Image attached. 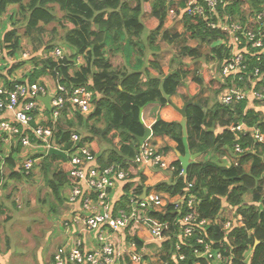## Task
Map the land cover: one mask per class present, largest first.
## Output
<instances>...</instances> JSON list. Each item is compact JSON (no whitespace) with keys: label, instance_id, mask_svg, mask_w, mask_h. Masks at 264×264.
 I'll list each match as a JSON object with an SVG mask.
<instances>
[{"label":"trees","instance_id":"1","mask_svg":"<svg viewBox=\"0 0 264 264\" xmlns=\"http://www.w3.org/2000/svg\"><path fill=\"white\" fill-rule=\"evenodd\" d=\"M221 1L226 4L218 8L220 15L227 14L243 26L264 29V19L255 21L256 15L264 11V0ZM184 3L185 0H0V16L5 14L10 6H17L18 13L27 15L26 27L37 31L45 50L50 53L55 47L46 46L53 38L47 36L39 24L47 25L55 21L53 5H58L59 9L65 12L63 19L68 23V27L64 41L76 52L75 56L85 55V65L70 75L74 55L58 62L47 57L39 63L40 66L33 61L34 69L29 73L28 80L21 82L33 83L39 77L49 75L67 90L86 86L94 92L93 112L88 116L77 114L78 124L75 127L70 124L66 129L58 125L56 136L64 142L65 150L70 146L68 138L72 128L77 134L84 131L93 134L95 131L94 134L108 142L113 150L106 157L98 158L99 165L106 167L118 164L129 172L127 181L121 183L123 193L120 199L116 200L115 209L124 208L129 193H140L145 187L146 178L140 172V165L133 162L140 147L138 139L144 136L145 131L140 112L153 104L160 107L169 105L173 108L169 97L181 86L187 87L191 97L202 89L209 90L214 98V105L210 109L200 104H192L186 110L189 151L199 156L210 152L221 153L224 149L233 150V144L237 141L243 150L238 156V164L227 167L211 159L200 160L192 164L184 176L179 177L183 171L179 159L175 157L168 161L166 153L169 148L163 147L158 151L165 156L169 165L174 167V172L170 173V181L158 182L154 188L174 198L179 197L188 184H192L190 192L200 201L198 211L201 217L216 218V227L209 226L202 236L196 232L187 239L180 250L184 259L178 260L173 249L176 240L173 236L176 231L174 223L179 218L176 203H167L162 211L151 210L149 216L166 226L169 239L161 246V249L167 252L164 257L165 264H212L210 260L197 259L193 254V249L197 246L196 240L200 236L211 242L213 248L220 249L224 258L230 260V264H247L245 254L249 251L252 255L248 264H264V144L256 143L252 138L253 128L264 134V121L246 101L233 106L220 105L217 95L221 93L223 85L211 78L207 71L190 77L195 60L218 62L227 54L223 44L213 46L227 37L219 31L205 28L200 17L186 15L181 16L180 31L171 34L164 28L165 24L174 20L179 11L174 16L169 14V9L174 6L182 9ZM145 13H149L151 18L143 23L141 17ZM146 29L150 30L147 43L151 53L147 58L148 69L144 73L150 75L151 70L156 75L143 81L139 72L126 73L117 69V64L104 57V48L109 36L116 40L121 32L129 38H136V42L133 41L136 44ZM2 39L5 45L8 44L4 47L10 50L8 54L13 55L18 51L20 39L15 30H7L2 34ZM157 40L162 44L163 51L172 47L171 52L167 51L171 60L164 66L155 59L161 51ZM203 43L208 47V54L205 55L199 47ZM259 57L260 61H256V57L252 58L249 67L259 66L263 73L264 55ZM174 61H177L178 65L172 69ZM93 67L97 69L95 72ZM5 83L10 88L9 80L5 79ZM100 116L105 119L104 129L94 130L95 127L88 124V121ZM241 124L246 127V131H235ZM229 126L234 130H229ZM218 128L220 131L217 132ZM151 132L153 136H166L171 139L176 143L178 153L184 155L182 131L178 121L167 122L158 117L151 127ZM83 141L88 144L94 142L90 137H85ZM92 152L95 154L93 150ZM44 158L49 164L57 161L67 163L58 155L46 154ZM248 162L251 163L250 169L245 172L243 165ZM14 164L9 157L1 167V172L9 180L22 178V174L14 169ZM66 173L64 169L59 170L46 181L56 200H59L61 187L68 181ZM235 213L242 216L243 226H235L227 233L220 231V226L225 221L232 220ZM2 214L4 208L0 205V215ZM256 241L259 244L254 249Z\"/></svg>","mask_w":264,"mask_h":264},{"label":"built area","instance_id":"2","mask_svg":"<svg viewBox=\"0 0 264 264\" xmlns=\"http://www.w3.org/2000/svg\"><path fill=\"white\" fill-rule=\"evenodd\" d=\"M225 4L221 0H185L182 9L171 7L169 14L176 16L179 11L177 15L180 18L182 15L200 17L205 28L219 31L227 37L219 42L226 47L227 54L220 61L212 62L216 65L218 81L223 85L221 93L217 95L220 105L233 106L246 101L247 104L264 107V72H261L259 66L249 67L252 58L256 57V61H260L259 56L264 55V29L243 26L227 14L220 15L218 8ZM263 19L264 11L256 15L255 21ZM2 34L0 33V59L6 49ZM48 56L55 62L67 57L61 48H54ZM23 57L26 58L27 55L24 54ZM81 61L83 63L84 58L78 55L73 62L74 65L78 63L82 66ZM54 82L52 93L37 82L13 80L10 88L3 81L0 83V116L12 115L0 120V135H5L8 139L18 138L22 147H40L46 152L53 148L66 155V201L72 211L69 222H63L64 239L55 248L51 264H126L125 251L117 244L115 235L125 229L132 230L133 226H144L153 241H166V226L151 218L149 212L162 211L160 209L168 201L157 193L145 194L143 197L141 193L131 192L124 208L115 209L116 202L110 199V193L127 181L129 172L118 164L101 167L91 146L76 132L69 134L70 146L67 150L64 149V142L56 136L63 113L67 111L70 117L75 114H90L94 110L95 94L86 86L67 90L58 80ZM48 95L49 117L44 123H35L36 115L43 105L38 99ZM230 130L234 129L231 127ZM235 131L245 132L246 127L238 125ZM252 138L256 143L264 144V134L257 128L252 129ZM233 153L237 156L243 153L237 141L233 144ZM133 162L140 166L174 172V167L169 165L165 156L149 142L140 145ZM32 167L33 161H26L22 164L21 171L28 173ZM181 176H184L183 171L179 174ZM191 188L192 184H188L179 196L180 201L175 204L179 218L174 223L176 231L173 236L176 240L173 249L178 260L184 259L180 250L187 239L196 232L202 236L209 226L216 227L217 223L216 218L201 217L198 211L200 201L190 192ZM235 226H243V218L239 213H235L232 220L225 221L220 226V231L227 233ZM87 233L94 235L95 245L92 247H87L84 241ZM201 236L196 240L197 246L201 247L193 249L194 256L210 260L212 264H229L230 260L224 258L221 250L213 248V244ZM127 246L130 248V263L143 264L144 258L146 263H150L151 260L144 252L136 251L141 247L131 237Z\"/></svg>","mask_w":264,"mask_h":264},{"label":"crops","instance_id":"3","mask_svg":"<svg viewBox=\"0 0 264 264\" xmlns=\"http://www.w3.org/2000/svg\"><path fill=\"white\" fill-rule=\"evenodd\" d=\"M180 3L182 1H179ZM177 2V3H179ZM4 15V14H3ZM151 18V15L149 13H145L142 15L141 20L143 23L149 21ZM182 26V21L180 20L179 16H176L174 20L167 21L165 24V29L168 30L171 34H175L178 31H180ZM2 30V33L4 35L5 27ZM150 30L146 29L144 33L138 38V42L136 44L133 43L136 42V38L125 35V33L121 32L119 33V36L116 40H114L111 36H109L105 48H104V57L108 60H111L114 62V64H117V69L126 72V73H132V72H139L142 74V80L145 81L149 77H154L156 74L149 71L151 74L146 75L144 73L145 70L148 69L147 64V58L151 53V50L148 47L147 39L149 36ZM141 43V44H139ZM157 43L159 44V40H157ZM6 45H8L6 43ZM5 45V47H6ZM19 46H21L19 42ZM159 46L161 47V51L159 54L155 56V59L161 64L166 65L169 60H171L170 54L166 50L163 51L162 44ZM200 49L203 53V55L206 54V51L208 52V47L203 43L200 46ZM9 49H5L4 56L0 59V83L2 81L5 83V79L9 80L10 82L13 80L17 81H27L29 73H31L32 69L34 68L33 60L31 63H28L27 59H22L19 56L14 53L13 55L8 54ZM75 51H72L71 55H74L75 57ZM143 53V54H142ZM20 55V54H19ZM78 56V55H77ZM19 57V58H18ZM81 57L84 58V61L82 65H85V55L81 54ZM75 59V58H74ZM17 63V64H16ZM16 64V65H15ZM175 65V64H174ZM174 68H177V64ZM172 68V69H174ZM94 72L97 70L95 67H93ZM203 71H207L211 78H215L218 80L217 76V70L216 68H212V62L208 63V66L205 69L200 70L199 66L195 65V62L192 65L190 77H194L196 74H201ZM69 74L71 75V71L69 70ZM5 79H4V78ZM35 82L44 85L48 92L52 93L55 82L49 75H43L39 77ZM212 94L207 89H202L198 94L191 97L188 94L187 87L181 86L179 87L176 92L169 97V100L174 107L176 108H182L184 103L188 100H191L193 104H200L201 106H208L210 102ZM47 97V96H45ZM48 97H50L48 95ZM42 109L41 111L36 115L35 123H44L47 121L49 117V110L45 107L44 103H42ZM250 108H253L256 112H258L261 115L262 120L264 121V107L259 105H252L248 104ZM172 107L169 105L165 107H160L158 105H150L146 108H144L140 112V118L142 123H144L146 128L151 129L152 125L156 122L157 118L160 117L162 120L167 122H173V121H181L180 115L175 111ZM206 109H209V107H205ZM11 114H6L3 116H0V120L10 118ZM101 117V116H100ZM74 121V122H73ZM73 122V123H72ZM104 123V125H103ZM67 124H73V126H77V120L72 119L70 115H68L67 111H65L62 115V118L59 121V127L68 128ZM88 124L93 125L95 127L94 130H100L104 129L105 126V119L102 116V118H94L91 121H88ZM232 127V126H231ZM230 126L228 129L230 130ZM219 129V128H218ZM220 130V129H219ZM95 131H93V134H87L85 137H90L94 140L93 144H89L92 148V150L95 153V157H106L111 150H113L108 142H105L101 139V137L98 134H94ZM195 133V132H194ZM196 136V133H195ZM151 143L154 147L157 149H161L163 147H168L169 150L166 153V158L168 161H171L173 158H178L176 155V143L173 142L171 139H169L166 136H153L151 134V137L146 141ZM191 155H196L192 151H189ZM48 154L43 148L40 147H22L20 145L18 138H6L5 135H0V169L5 164V160L9 157L12 158L14 161V169L18 170L20 174H22V178L19 180H9L5 175H3V172L0 173L1 176V186L5 183L7 184V189L13 188L16 186L18 190V194L20 199H25L26 201H29L28 195L30 194V191L33 192L31 195L30 201H32L34 198H36V195L38 194L39 190L45 189V192L42 194L48 195L47 197H53L50 189L47 186L46 181L51 178L52 174H56L59 170L63 169L67 171L68 164L65 162L57 161L48 163L47 160H45L44 156ZM212 154V152L208 153L204 156H198V158L195 160L200 161L199 159L202 158V160H210L212 157L207 159V157ZM220 162L224 164V166H236L238 164L239 157L233 153V150H227L224 149L219 153ZM264 157V156H263ZM33 161V167L28 173H24L21 171L22 164L26 161ZM65 160V159H63ZM264 160V158H263ZM251 163L248 162L243 165L244 171L248 172L250 169ZM140 172L142 175L145 176V187L141 189V195L143 196V191L146 190V194L150 193H157L159 194L164 200L168 201V203H178L180 201V198L174 197L171 198L165 193L157 191L154 186L156 183L161 181H170L171 174L167 171H161L152 167L148 166H139ZM46 170V173H45ZM44 171V172H43ZM29 180V193L27 192L26 187V181ZM0 186V188H1ZM41 186V187H40ZM7 189L1 190L0 189V205L4 208V214L8 210L9 204L7 203V194L10 193V190ZM138 191V190H137ZM68 192L67 182L65 185L61 187V193L59 194V200H56V203H53L50 208L51 214L56 216V224L55 226H58V228H61L63 225V222H69L70 214H71V206L67 204L66 196ZM123 193L122 185H118L115 189H113L110 193V199L116 202L120 198V196ZM33 196V197H32ZM63 198L65 199L63 201ZM16 201V208L20 209V206H22V203L19 205L18 198L15 199ZM21 201V200H20ZM14 204V200H13ZM167 205V203H166ZM165 205V206H166ZM164 206V208H165ZM164 208L160 210H164ZM2 214V215H4ZM50 235H48V238ZM132 238L135 240L138 244V247H141L140 249H137V252H144L146 257L151 259H156V261H159L158 264L165 263L164 257L167 256V252L161 249L162 243L156 242L151 239V237L148 234V231L144 226H133V229H125L122 233L115 235V240L118 245H120L125 251V263L126 264H132L129 262V251L130 248L127 246L129 243V238ZM64 239V236L61 235L60 239L57 237L55 238V241L57 242L56 246H53L52 248L58 247ZM169 238H167L168 240ZM84 241L87 245V247H92L95 245L94 243V235L87 233L84 235ZM51 248V249H52ZM55 250V249H54ZM155 252V253H154ZM252 253L249 251L245 254V262L248 264V261L250 260ZM52 257V254H51ZM145 259L143 260V264H145ZM160 259V260H159ZM48 264V263H47ZM51 264V263H49ZM155 264H157L155 262ZM223 264V263H221ZM226 264V263H225ZM230 264V263H229Z\"/></svg>","mask_w":264,"mask_h":264},{"label":"rangeland","instance_id":"4","mask_svg":"<svg viewBox=\"0 0 264 264\" xmlns=\"http://www.w3.org/2000/svg\"><path fill=\"white\" fill-rule=\"evenodd\" d=\"M52 11L55 15V21L47 25L39 24V27L43 30V32L47 36L53 38L51 43L46 47L54 46L55 48H61L64 50L66 56H70L73 50H71L64 41V36L68 27V23L63 19L65 12L61 11L58 5H53ZM26 19V14L21 15L18 13L17 6H10L7 12L0 16V33L2 34L1 29L4 27V32L7 30L9 31L10 29L15 30V33L19 37L21 44L19 49H17L18 51L16 52V55L22 59H27L28 63H31L33 60L37 62L38 65L39 63L41 64L42 60H45L47 57H49V53L47 50H45L44 45L41 43L37 31L30 30L26 27ZM60 22L61 24H59ZM63 25L66 27H63ZM171 50L172 47L166 48V51L171 52ZM24 54L27 55L26 58L23 57ZM206 54H208L207 51ZM173 63L178 65L177 61H174ZM79 65L80 64L78 63L74 65L73 62V67L70 68L72 74L78 70L80 67ZM175 65H173V68ZM195 65L199 66V69L202 70L208 66V63L203 59H199L195 60ZM212 68H216V65L214 66L213 63ZM213 99V96H211L209 105H203V107H209L210 109L212 105H214ZM73 118L74 120H77L78 115L75 114L72 116V119ZM67 126H69V124H67ZM71 131L74 132L73 128ZM216 131L218 132L220 130L217 129ZM87 133L88 131H84L79 133V135L82 139H84ZM211 157L212 161L224 165L219 161L220 158L218 152H213L207 157V159H210ZM199 160H202V158ZM24 188L27 189V192L29 193L30 189L28 179L26 181V187ZM0 189H7V184L4 183ZM7 190H10V193L7 194L6 199L8 201L7 203L9 204L8 210L4 215H0V264L51 263V254H53L55 249V247H52L56 246L58 242L55 241V238L57 237L60 239V236L63 234V227L61 226V228H58V226H55L56 216L52 215L50 211L52 201L53 203H56V199L42 194V192H45V189L39 190L36 198H34L32 201H30L31 195L33 194L31 191L28 195L29 201H26L25 199H20L18 194L19 189L16 186L13 188L9 187ZM16 198L19 200V205L22 203L20 209L16 208ZM48 235H50L49 238ZM155 262L157 264L159 263V261H156V259H151L150 261L152 264H155Z\"/></svg>","mask_w":264,"mask_h":264},{"label":"water","instance_id":"5","mask_svg":"<svg viewBox=\"0 0 264 264\" xmlns=\"http://www.w3.org/2000/svg\"><path fill=\"white\" fill-rule=\"evenodd\" d=\"M220 42V41H219ZM214 44L213 46H217L218 44ZM162 91V87L160 88ZM164 97L168 98L167 96L164 95ZM39 101H41L42 103H44L45 107L49 110V102H50V97H39L38 99ZM192 101L188 100L187 102L184 103L182 108H176L174 107V109L177 111V113L180 115L181 117V121L179 122V125L181 127V131H182V143L184 146V155H180V153L176 152V155L180 161V164L182 166L183 169V173L185 174L186 171L188 170V168L195 163V160L198 158L199 155H191L189 153V148H188V143H187V126H186V110L188 107L192 106ZM141 120V118H140ZM151 129L146 128L145 127V131H144V136L140 139H138L139 145H143L150 137H151ZM48 154L49 155H58L63 159H66V155L57 149H49L48 150ZM146 194V190L143 191V197ZM259 244V242H255L254 245V249L255 247Z\"/></svg>","mask_w":264,"mask_h":264},{"label":"clouds","instance_id":"6","mask_svg":"<svg viewBox=\"0 0 264 264\" xmlns=\"http://www.w3.org/2000/svg\"><path fill=\"white\" fill-rule=\"evenodd\" d=\"M178 16V15H177ZM180 18V17H179ZM180 20H181V18H180ZM67 57H69V56H67ZM74 58V57H73ZM73 61V60H72ZM48 153V152H47ZM66 160V159H65ZM52 258V257H51Z\"/></svg>","mask_w":264,"mask_h":264}]
</instances>
